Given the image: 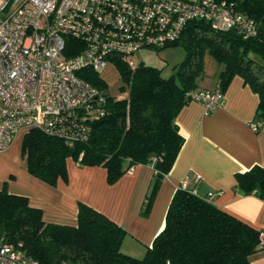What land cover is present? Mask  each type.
Masks as SVG:
<instances>
[{
  "label": "trees",
  "instance_id": "obj_1",
  "mask_svg": "<svg viewBox=\"0 0 264 264\" xmlns=\"http://www.w3.org/2000/svg\"><path fill=\"white\" fill-rule=\"evenodd\" d=\"M227 1L254 20V35L243 37L234 29L216 30L203 20H191L169 45L181 46L185 54L167 77L161 75L162 67L140 62L130 69L114 55L111 63L121 81L118 91L125 97L110 95L108 83L93 69L77 71L104 93L103 112L90 122L86 140L67 142L38 128L24 132L21 152L29 173L54 185L58 178L66 179L70 157L79 165L104 167L106 181L113 183L135 164H150L154 177L145 196L147 212L184 143L175 118L190 101L189 92L200 89L196 80L204 71L205 55L219 67L222 91L238 75L258 95L254 121L264 123V0ZM66 43V55L80 47L69 36ZM235 178L242 193L264 197V166L253 165ZM193 189H175L164 225L142 257L121 251L125 230L91 206L78 203L75 225L46 222L42 210L31 206L26 196L5 187L0 189V237L37 264H251L250 255L264 248V232Z\"/></svg>",
  "mask_w": 264,
  "mask_h": 264
},
{
  "label": "built area",
  "instance_id": "obj_2",
  "mask_svg": "<svg viewBox=\"0 0 264 264\" xmlns=\"http://www.w3.org/2000/svg\"><path fill=\"white\" fill-rule=\"evenodd\" d=\"M8 1L0 5V151L31 128L67 142L86 140L105 95L77 74L84 67L100 73L119 55L133 69L134 52L169 46L191 20L243 37L256 32L254 20L227 0H25L7 11ZM66 36L80 46L70 55ZM189 97L208 113L222 105L224 91L217 85ZM178 187L188 188V180ZM0 264L37 261L0 237Z\"/></svg>",
  "mask_w": 264,
  "mask_h": 264
},
{
  "label": "crops",
  "instance_id": "obj_3",
  "mask_svg": "<svg viewBox=\"0 0 264 264\" xmlns=\"http://www.w3.org/2000/svg\"><path fill=\"white\" fill-rule=\"evenodd\" d=\"M24 2L9 0L6 10L12 11ZM216 66L207 73L204 68L196 80L199 88L218 85ZM257 104L258 95L238 75L224 90L222 105L214 110L206 113L199 102L188 101L175 118L184 143L145 213V196L154 177L150 164H135L108 183L104 167L79 165L68 157L66 179L58 178L50 185L29 173L21 152L23 132L0 151V189L26 196L31 206L42 210L46 222L75 225L78 203L91 206L125 230L121 251L135 257L144 255L162 229L171 196L183 178L199 195L210 193L217 207L264 232V197L242 193L235 178L237 172L253 165L264 166V123L257 129L251 126ZM249 260L251 264H264V248L257 249Z\"/></svg>",
  "mask_w": 264,
  "mask_h": 264
},
{
  "label": "rangeland",
  "instance_id": "obj_4",
  "mask_svg": "<svg viewBox=\"0 0 264 264\" xmlns=\"http://www.w3.org/2000/svg\"><path fill=\"white\" fill-rule=\"evenodd\" d=\"M185 51L179 45H171L161 49L141 48L131 55L136 63H144L156 67H162L161 75L167 77L172 73L173 67L184 57ZM206 73L216 70V61L209 55L203 58ZM99 73V75L108 83V93L116 98L126 96L125 92L118 91L121 81L118 78V72L113 64H109ZM137 256V255H132Z\"/></svg>",
  "mask_w": 264,
  "mask_h": 264
}]
</instances>
